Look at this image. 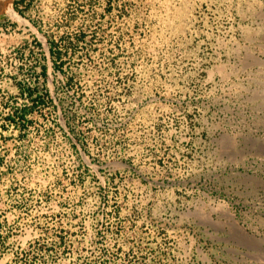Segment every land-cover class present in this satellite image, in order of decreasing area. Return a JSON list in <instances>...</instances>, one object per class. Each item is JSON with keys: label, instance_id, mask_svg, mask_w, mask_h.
<instances>
[{"label": "rangeland", "instance_id": "obj_1", "mask_svg": "<svg viewBox=\"0 0 264 264\" xmlns=\"http://www.w3.org/2000/svg\"><path fill=\"white\" fill-rule=\"evenodd\" d=\"M14 1L0 264H264V0Z\"/></svg>", "mask_w": 264, "mask_h": 264}, {"label": "bare ground", "instance_id": "obj_2", "mask_svg": "<svg viewBox=\"0 0 264 264\" xmlns=\"http://www.w3.org/2000/svg\"><path fill=\"white\" fill-rule=\"evenodd\" d=\"M12 1L13 0H0V14H3V13H8L9 14V13H11L12 15L16 16V14L11 12V11H13L12 8H11Z\"/></svg>", "mask_w": 264, "mask_h": 264}, {"label": "trees", "instance_id": "obj_3", "mask_svg": "<svg viewBox=\"0 0 264 264\" xmlns=\"http://www.w3.org/2000/svg\"><path fill=\"white\" fill-rule=\"evenodd\" d=\"M18 2H20V1L15 0L14 3H13V7H14V9H15L17 12H19L20 14H22V12L19 11V9H18V6H17Z\"/></svg>", "mask_w": 264, "mask_h": 264}]
</instances>
